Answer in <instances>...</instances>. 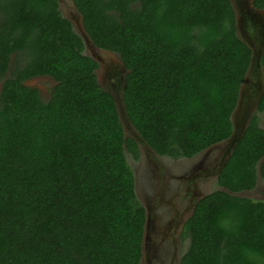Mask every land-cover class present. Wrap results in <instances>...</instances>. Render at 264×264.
I'll list each match as a JSON object with an SVG mask.
<instances>
[{"label": "trees", "instance_id": "1", "mask_svg": "<svg viewBox=\"0 0 264 264\" xmlns=\"http://www.w3.org/2000/svg\"><path fill=\"white\" fill-rule=\"evenodd\" d=\"M125 70V135L59 0H0V264H140L145 208L128 151L192 157L226 141L252 50L231 0H70ZM264 8V0H253ZM264 75V54L260 59ZM55 82L43 99L25 83ZM264 90L217 188L185 222L180 264H264Z\"/></svg>", "mask_w": 264, "mask_h": 264}, {"label": "flooded vegetation", "instance_id": "2", "mask_svg": "<svg viewBox=\"0 0 264 264\" xmlns=\"http://www.w3.org/2000/svg\"><path fill=\"white\" fill-rule=\"evenodd\" d=\"M233 8L235 10V15H236L237 33L239 31L238 29H240L243 35L242 37H244V41L248 44V46L252 50L251 64L243 80L242 87L240 90L239 101L236 107L239 108L242 106L244 111L243 121L239 123V125H236V123L238 122L236 121V117H234V114H236V108L233 113V117H234L233 120L235 124L234 136H238L243 132L244 128L246 127L248 120L250 119L249 114L252 116L253 115L251 114L252 110L253 111L256 110L258 101L264 90V75L262 73L263 70L260 67V59L264 54V8L256 7L253 4V0H236V6L233 5ZM92 47L94 48L95 46L92 45ZM100 50L108 53L110 52L111 55L109 58H105L102 55L100 56L99 54H96V52H92L91 57L95 59L98 63V66L95 69L97 79L100 76H102L105 81L104 83L107 84V86L110 89H112V91L110 92H112L117 98V96L121 94V89L124 86L126 70L119 57H117V55H115L116 57L113 56L115 53L113 54V52L104 49H100ZM100 70L103 71L101 75L99 73ZM37 77H41V76H35L30 79H27L25 83ZM246 82H249L248 88L249 87L250 88L248 90L252 93L250 95H248L249 92H247V89L243 91V85ZM1 89H2V81H0V92ZM49 95H50V91H49ZM246 96L252 97L251 99L252 104L248 109L246 107H248L249 103H246L245 106H243L245 100H243L242 103L240 101V97H246ZM247 100L249 101V99ZM231 142L232 141L227 139L226 141H223L221 143L223 145V150L222 151L220 150L218 153L217 170H214L216 175H218L220 168L227 159L228 152L231 147ZM214 147H220V145L215 144L205 149V152L206 153L209 152V150H211L210 148H214ZM139 148H140L139 153L144 151V153L148 158H151L152 161L156 162L155 167L157 170L154 173V176L156 179L157 187L159 188L158 190H155L156 193H154V195H148V193H146L145 191L142 193L143 194L142 197L145 199L147 203V207H144L146 218H145L144 233H143V247L144 245L145 246L147 245V243L145 242L148 239H150L149 234L150 232H152L149 228L151 221V217H150L151 213L148 214V211H155L157 209V212L155 213L152 212V219L153 221H156L154 223V229L156 231L154 234H156L157 237L158 235L161 236L162 239L158 238L161 242H164V240L166 239L171 246L173 247L175 246L174 254L175 256H178V259H176L175 261L176 262L179 261L180 264L182 256L179 257V252L183 250V246L186 248L188 246V244H185V241L188 240V237L184 234L185 222L190 217L196 203L201 198L200 193L197 191L195 192L194 189L193 193L189 195L187 202H185V199H183V193L178 194V192L176 193L173 192L170 195L164 194V191L167 192L168 190H170L167 182H165V178L174 177V176L166 175L167 177H165L163 171L164 167L160 165L158 161L161 159V157L162 158L166 157L168 159L172 158L174 160L179 159L181 157L173 158L169 156L158 155L151 148H149L147 145L142 143H139ZM197 154H195L192 157H183V158L192 159ZM200 162H202L201 159L198 161V165L196 164L197 166L195 167V169L200 167L199 166ZM219 166L220 168H218ZM180 167L182 172L179 175H177L178 179L190 178L189 176L186 175L187 173L184 171L189 170L190 168L192 170V167L188 166L187 168H184L182 164ZM199 174H201L200 170L195 171L192 176L196 177ZM173 234H176L177 239L171 237V235ZM174 242L176 243V245H174ZM142 257H143V248H142ZM176 262H174V259H172V261H170L169 264H176ZM160 264H162V262H160Z\"/></svg>", "mask_w": 264, "mask_h": 264}, {"label": "rangeland", "instance_id": "3", "mask_svg": "<svg viewBox=\"0 0 264 264\" xmlns=\"http://www.w3.org/2000/svg\"><path fill=\"white\" fill-rule=\"evenodd\" d=\"M231 2L232 5L236 6V0H231ZM59 3H60L59 8L62 14L72 21L74 25V29L76 30V32L80 33L78 22L80 21L81 17L78 14V12L75 10L72 1L61 0ZM238 30H239L238 35L244 40V37H242L243 35L241 33V30L240 29ZM84 52L90 56L92 52H96V54H99L100 56L102 55L105 58H109L111 55L110 52L108 53L101 51L100 49L96 47L93 48L92 45H88L86 43H85ZM115 55L116 54H114L113 56ZM99 73L101 75L103 71L100 70ZM54 82L55 81L49 76L48 77L41 76L27 81L26 84L29 86L36 87L39 90L42 98L47 99L49 97L50 88L53 86ZM98 82L100 83V86L103 89L109 92L112 91V89H110L107 86V84L104 83L105 81L102 76L98 78ZM248 86H249V82H246L243 85V91L247 89V92H249L248 95H250L252 93L248 90L250 88V87L248 88ZM247 99H249V101ZM251 99L252 97H247V96L240 97L241 103L243 100H245L243 106H245L246 103H249L248 107H246L247 109L252 104ZM253 112H255V110L254 111L252 110L251 114H253ZM243 113L244 111L242 106L236 108V114H234V117H236V121L238 122L236 123V125H239V123L243 121L244 118ZM259 117H260V125L262 128H264V112L259 113ZM123 128L125 135L134 136V132H135L134 129L130 125H128L125 120L123 121ZM222 142L217 143L220 145V147L210 148L211 150H209V152L207 153L205 152V150H203L192 159L183 158V157L176 160L172 158L168 159L166 157L165 158L161 157L160 160L157 159L159 160L158 163H160V165L164 167L163 171L165 177H167L166 175L174 176V177H167L168 179L165 178V182H167L170 190H168L167 192L164 191V194L170 195L173 192L175 193L178 192V194L183 193V199H185V202H187L189 195L193 193L194 189L195 192L197 191L200 193L201 197L211 192L212 190L216 189L218 187L217 175L215 174L214 170H217L218 153L220 150L221 151L223 150V145L221 144ZM126 157L134 172L135 183H136L135 184L136 195L139 201L141 202V204L144 207H147V203L145 199L142 197L143 196L142 193L145 191L146 193H148V195H154V193H156L155 190L159 189L157 187L156 179L154 176V173L157 170L155 167L156 162L152 161L151 158H148L144 153V151L140 153L137 159L133 158V156L128 151L126 152ZM200 159L202 160V162H200L199 164L200 167L195 169ZM181 164L184 166V168H187L188 166L192 167V170L190 168L189 170L184 171L187 173L186 175L189 176L190 178L178 179L177 175H179L182 172L180 167ZM218 168H220V166ZM199 170L201 171V174L197 175L196 177L192 176L195 171H199ZM242 194H244L247 197H252L254 199L264 200V179H262L259 176L255 187L250 191H245V192L243 191ZM152 212L153 213L157 212V209L155 211H148V214L151 213L150 215L151 221L149 228L152 232H150L149 234L150 239H148L145 242L147 243V245L146 246L144 245L143 247V257L141 258L140 264H160V262H162V264H169L170 261H172V259H174V262H176L175 260L178 259V256H175L174 254L175 246L174 247L171 246L166 239L164 240V242H161L158 239V238L162 239L161 236L158 235L157 237V235L154 234L156 232L154 229V223L156 221H153L152 219ZM171 237L177 239L176 234L171 235ZM185 244H188V240L185 241ZM174 245H176L175 242ZM185 248L186 247L183 246V250L179 252V257L182 256V254L185 251ZM176 264H179V261H177Z\"/></svg>", "mask_w": 264, "mask_h": 264}, {"label": "water", "instance_id": "4", "mask_svg": "<svg viewBox=\"0 0 264 264\" xmlns=\"http://www.w3.org/2000/svg\"><path fill=\"white\" fill-rule=\"evenodd\" d=\"M60 1H61V0H59V2H60ZM78 26H79V31H80L79 34H80L81 37L83 38L84 43H86V44H88V45H93V46H94L93 42L90 40L89 36L87 35V33L85 32V30H84V28H83V25H82V21H81V19H80V21L78 22ZM97 80H98V79H97ZM98 83H99V82H98ZM99 84H100V83H99ZM113 96H114V99H115V102H116V107H117V110H118V113H119V118H120V121H121L122 125H123V121L125 120V121L127 122V124L131 126L129 120H128L127 117L125 116V110H124V108H123L122 98H119V97L116 98V96H115L114 94H113ZM250 117H251V115H249V118H250ZM131 127H132V126H131ZM234 127H235V125H234ZM132 128H133V127H132ZM234 130H235V129H234ZM135 133H136V132H134V136H135ZM240 135H241V134H240ZM240 135H238V136H234V131H233V133L231 134V136L228 138L230 141H232V142H231L230 150L234 147V145H235V143L237 142V140H238V138H239ZM230 150H229V152H228V157H229ZM242 192H243V191H242ZM242 192H239L238 195L245 196L244 194H242ZM244 192H245V191H244ZM142 248H143V242H142Z\"/></svg>", "mask_w": 264, "mask_h": 264}]
</instances>
